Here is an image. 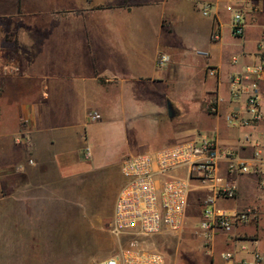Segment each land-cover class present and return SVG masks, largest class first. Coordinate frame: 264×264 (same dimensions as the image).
I'll return each instance as SVG.
<instances>
[{
  "label": "crops",
  "instance_id": "crops-1",
  "mask_svg": "<svg viewBox=\"0 0 264 264\" xmlns=\"http://www.w3.org/2000/svg\"><path fill=\"white\" fill-rule=\"evenodd\" d=\"M228 1L0 0L4 197L27 211L68 202L74 211L100 212L106 204L112 218L125 156L111 148L123 133L137 138L133 155L213 138L251 170L229 177L226 162L219 164V175L236 185L233 198L194 186L181 246L188 244L182 248L192 264L250 262L254 253L264 264V74L258 83L262 119L239 127L225 120L237 109L247 115L245 96L230 93L231 78L264 55V0H255L258 11L245 15L241 36L231 32ZM205 3L207 15L201 13ZM161 54L169 61L158 67ZM211 98L218 99L215 112ZM93 111L99 120L89 119ZM207 197L216 207L249 209L254 217L229 232L215 231L205 246L198 223ZM226 253L231 258H223Z\"/></svg>",
  "mask_w": 264,
  "mask_h": 264
},
{
  "label": "built area",
  "instance_id": "built-area-1",
  "mask_svg": "<svg viewBox=\"0 0 264 264\" xmlns=\"http://www.w3.org/2000/svg\"><path fill=\"white\" fill-rule=\"evenodd\" d=\"M209 8V3L203 4L201 13L207 15ZM225 9L231 13L232 34L241 36L246 27L245 15L258 11V5L255 0H229ZM211 38H219L217 30L212 32ZM168 61L169 56L161 54L157 57L156 65L162 67ZM231 61L237 63L238 59L232 57ZM208 74L214 75L215 69H209ZM263 74L264 55L258 63L245 65L232 76L230 93L233 97L245 96L247 115L238 109L228 112L225 120L229 125L245 126L262 119L258 83ZM217 101V98L209 99L210 111L217 110ZM88 117L91 121H97L100 114L93 111ZM84 155L91 156L89 145L84 147ZM222 161L226 162V174L229 177L251 170L248 162L235 151L220 149L215 139L208 137L126 156L121 163L125 183L117 195L108 229L118 240L128 236V242L97 264H166L159 251L142 245V238L162 231L161 227L171 232L181 229L187 195L192 186L206 188L216 197L233 198L236 185L219 175V164ZM192 181L196 184H192ZM252 217V210L228 212L216 207L212 198L207 197L202 201L198 229L206 246L215 231L229 232L236 224L245 223ZM222 257L229 259L231 254H222ZM233 264H262V257L254 253L252 261Z\"/></svg>",
  "mask_w": 264,
  "mask_h": 264
},
{
  "label": "rangeland",
  "instance_id": "rangeland-1",
  "mask_svg": "<svg viewBox=\"0 0 264 264\" xmlns=\"http://www.w3.org/2000/svg\"><path fill=\"white\" fill-rule=\"evenodd\" d=\"M134 134L123 133L111 148L114 155L136 153ZM192 184L196 182L192 181ZM198 191L192 186L190 192ZM188 193V194H189ZM108 205L101 211H74V204L60 202L45 206L48 210L27 211L26 206L9 202L0 189V264H97L128 242L109 231ZM162 231L142 238V245L159 251L166 264H192L182 247L180 231Z\"/></svg>",
  "mask_w": 264,
  "mask_h": 264
}]
</instances>
